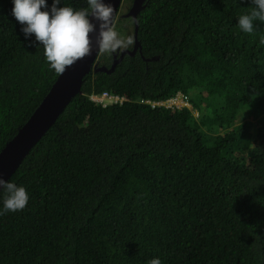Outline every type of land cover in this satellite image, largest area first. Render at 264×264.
Returning <instances> with one entry per match:
<instances>
[{
  "label": "trees",
  "instance_id": "trees-1",
  "mask_svg": "<svg viewBox=\"0 0 264 264\" xmlns=\"http://www.w3.org/2000/svg\"><path fill=\"white\" fill-rule=\"evenodd\" d=\"M253 7L145 1L140 51L88 72L7 180L29 200L0 215V264H264V23L251 34L237 23ZM12 8L0 0V149L58 76ZM123 12L116 31L133 36ZM178 91L190 108L144 103ZM103 93L120 100L92 99Z\"/></svg>",
  "mask_w": 264,
  "mask_h": 264
},
{
  "label": "clouds",
  "instance_id": "clouds-1",
  "mask_svg": "<svg viewBox=\"0 0 264 264\" xmlns=\"http://www.w3.org/2000/svg\"><path fill=\"white\" fill-rule=\"evenodd\" d=\"M12 2V15L22 25L25 39L29 44L43 46L46 61L57 75H63L77 61L92 55L94 46L100 54L111 55L130 48L134 43L133 36L116 31L114 9L105 0H86L87 6L78 10L62 6L61 0H52L50 7L46 0ZM251 2L254 5L251 12L240 15L237 21L240 30L248 34L254 32L256 21L264 23V0ZM93 33L96 34L95 40ZM32 36L35 41L29 39ZM0 189L3 191L0 215L22 211L26 207L29 195L24 186L0 177ZM149 264H161V260L153 258Z\"/></svg>",
  "mask_w": 264,
  "mask_h": 264
},
{
  "label": "water",
  "instance_id": "water-1",
  "mask_svg": "<svg viewBox=\"0 0 264 264\" xmlns=\"http://www.w3.org/2000/svg\"><path fill=\"white\" fill-rule=\"evenodd\" d=\"M122 1L123 0H105V2L110 3L114 9V21L119 15ZM145 1L146 0H132L131 6L123 13V17H131L134 21L133 38L135 44L131 49L118 52L119 57L113 60L109 68L104 65H99L98 57L100 53L95 50L94 46L92 55L77 61L71 67L67 68L63 75L57 76L56 80L27 121L0 149V177L6 181L10 178L33 146L55 123L58 116L64 111L72 98L80 93L83 78L88 72L93 70L94 72L110 73L124 55L133 56L137 48H140V43L136 37L137 15L144 7ZM93 23L96 22L93 21ZM91 35L93 40H95L96 34L93 33Z\"/></svg>",
  "mask_w": 264,
  "mask_h": 264
},
{
  "label": "built area",
  "instance_id": "built-area-1",
  "mask_svg": "<svg viewBox=\"0 0 264 264\" xmlns=\"http://www.w3.org/2000/svg\"><path fill=\"white\" fill-rule=\"evenodd\" d=\"M95 97L92 96V99L95 101H100L103 103H109L112 101H117L118 97L116 96H111L107 93H103L100 96L94 95ZM107 101V102H106ZM144 103L149 104L151 108L157 107H166V108H174V109H181L182 107H191L189 98L186 94L178 91L174 96L164 99V100H158V101H152V100H144ZM195 111V110H193ZM194 113V112H193ZM197 114V112H196Z\"/></svg>",
  "mask_w": 264,
  "mask_h": 264
},
{
  "label": "rangeland",
  "instance_id": "rangeland-1",
  "mask_svg": "<svg viewBox=\"0 0 264 264\" xmlns=\"http://www.w3.org/2000/svg\"><path fill=\"white\" fill-rule=\"evenodd\" d=\"M127 8H128V7H127ZM127 8H123V7H122V9H120L121 11H120L118 17L116 18V21H118L119 19H121V18H120V16L122 17L121 12H122V11L125 12V10H127ZM124 12H123V13H124ZM126 18H127V17H126ZM116 21H115V22H116ZM115 25H116V23H115ZM120 34H121V33H120ZM193 112H194V116H196V115H197V114H196V111H193ZM242 113H243V115H244L243 118L249 119L250 121L253 120V118L249 115V114H251V112H249V111H243ZM243 118H242L241 120H243Z\"/></svg>",
  "mask_w": 264,
  "mask_h": 264
},
{
  "label": "flooded vegetation",
  "instance_id": "flooded-vegetation-1",
  "mask_svg": "<svg viewBox=\"0 0 264 264\" xmlns=\"http://www.w3.org/2000/svg\"><path fill=\"white\" fill-rule=\"evenodd\" d=\"M120 11H121V10H120ZM120 11H119V12H120ZM134 42H135V40H134ZM134 44H135V43H133V45H132L130 48H128V49H131V48L134 46ZM138 51H140V48H139V47L137 48L136 52H138ZM136 52H135V54H136ZM135 54H134V55H135ZM118 57H119V53H114V54H113V60H114V59H117ZM113 60H112V62H113Z\"/></svg>",
  "mask_w": 264,
  "mask_h": 264
}]
</instances>
